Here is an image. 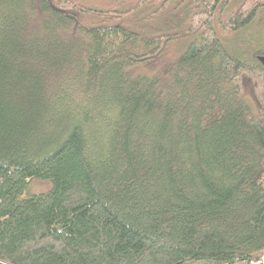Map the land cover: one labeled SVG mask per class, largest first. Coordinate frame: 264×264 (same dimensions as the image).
I'll list each match as a JSON object with an SVG mask.
<instances>
[{
  "label": "trees",
  "instance_id": "1",
  "mask_svg": "<svg viewBox=\"0 0 264 264\" xmlns=\"http://www.w3.org/2000/svg\"><path fill=\"white\" fill-rule=\"evenodd\" d=\"M255 20L264 0H0V264L259 259L264 49L229 46Z\"/></svg>",
  "mask_w": 264,
  "mask_h": 264
},
{
  "label": "rangeland",
  "instance_id": "2",
  "mask_svg": "<svg viewBox=\"0 0 264 264\" xmlns=\"http://www.w3.org/2000/svg\"><path fill=\"white\" fill-rule=\"evenodd\" d=\"M82 4H86L87 6L97 8V9H123L131 5L134 0H79ZM155 4V3H154ZM155 5H150V10L154 8ZM149 9L135 12L133 14V19H137V21L144 16ZM145 13V14H144ZM261 14L263 12L261 11ZM168 10L162 14V16H167ZM181 16L180 10L177 11V17ZM82 22H93L98 23L102 20V16L95 15H81ZM234 42H229V46L235 50L241 51L243 49H247L250 51H255L257 49H264V21L255 20L248 27H246L243 31L238 33L234 38ZM50 187L48 181L45 180H32L26 190V194H34L46 191ZM264 254V253H262Z\"/></svg>",
  "mask_w": 264,
  "mask_h": 264
},
{
  "label": "built area",
  "instance_id": "3",
  "mask_svg": "<svg viewBox=\"0 0 264 264\" xmlns=\"http://www.w3.org/2000/svg\"><path fill=\"white\" fill-rule=\"evenodd\" d=\"M263 263H264V254H262L259 259L248 262V264H263Z\"/></svg>",
  "mask_w": 264,
  "mask_h": 264
},
{
  "label": "water",
  "instance_id": "4",
  "mask_svg": "<svg viewBox=\"0 0 264 264\" xmlns=\"http://www.w3.org/2000/svg\"><path fill=\"white\" fill-rule=\"evenodd\" d=\"M258 60L264 65V55H259Z\"/></svg>",
  "mask_w": 264,
  "mask_h": 264
}]
</instances>
